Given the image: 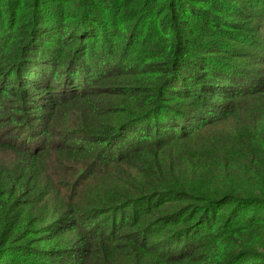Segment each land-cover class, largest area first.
<instances>
[{"label":"trees","instance_id":"trees-1","mask_svg":"<svg viewBox=\"0 0 264 264\" xmlns=\"http://www.w3.org/2000/svg\"><path fill=\"white\" fill-rule=\"evenodd\" d=\"M168 15L175 24L184 23L171 11ZM95 17L100 26L84 24L77 35L44 38L41 45L28 47L0 23V70L4 63L12 66L11 74L0 73V130L11 127L5 138L0 131V150L14 157L12 169L0 167V208H28L9 241L0 239V248L23 242L18 231L27 212L41 208L44 217L35 220L43 222L53 212L48 222L52 229L37 244L24 243L22 252L32 263L45 258L52 259L46 264H226L219 245L222 234L201 223L214 217L216 206L264 203V183L248 187L254 198L262 197L253 199L245 196L247 185L212 186L210 166L223 154L264 168V60L254 65L238 59L255 56L253 40L227 44L230 54H220L214 43L208 51L175 36L166 37L163 46L147 39L141 48L127 44L117 56V34L105 31L116 30L104 27L108 18ZM16 48L21 52L18 62L10 51ZM10 97L13 105L21 101L13 113L5 110ZM24 106L38 112L31 114L37 124L30 123L28 137L25 127L13 126L16 111ZM64 116L82 127L72 134L82 142L50 139L54 127L44 120ZM213 148L217 151L210 153ZM161 149L172 151L174 163L159 161ZM178 160L182 171L177 173L187 182L165 179L163 170L175 168ZM222 166L229 169L227 164L215 169L222 172ZM61 179H67L69 193L75 187L83 194L54 206L46 183ZM162 185L163 191L156 193ZM185 192L204 206L177 210L176 195ZM158 203L164 216L153 222ZM163 222L183 228L173 233Z\"/></svg>","mask_w":264,"mask_h":264},{"label":"rangeland","instance_id":"rangeland-1","mask_svg":"<svg viewBox=\"0 0 264 264\" xmlns=\"http://www.w3.org/2000/svg\"><path fill=\"white\" fill-rule=\"evenodd\" d=\"M33 1L0 0V23L3 22L6 25L4 31H9L12 38L16 39V41L22 42L24 40L27 47L29 44L31 46L41 45L44 38L53 41L63 34L67 36L77 35L83 31L82 26L84 24L93 27H95L94 24L100 26V21L95 17L96 13L103 20L107 18L110 20L104 21V27L110 28L112 25L116 30L105 31L109 35H114L115 32L117 34V38L113 36L116 45L120 49V54H115L117 56L124 54L123 50L127 44L141 48L142 40L147 39L163 46L166 37L175 36L180 40L187 41L189 46V42L195 41L196 44L202 45V48L208 49V51H210L214 43L217 49L215 51L220 54H230L225 52L227 44L245 45L244 39L253 40L251 46L255 56L238 57V59L248 61L254 65L258 64L260 60H264V0H36L35 3L38 2L32 7ZM168 11L175 14L176 18L181 17L180 20H183L184 23L175 24L174 17L169 16ZM171 28H174L175 31L171 32ZM39 33L42 36L39 37ZM229 33L234 36L230 38ZM5 38L6 35L2 37V39ZM51 48L56 49L55 47ZM10 51L15 54L14 61H20L21 57L18 59L19 48L11 49ZM41 55L45 56L44 49L41 50ZM0 73L2 75L3 73L6 75L11 74L12 66L6 63L2 64ZM1 86H4V84ZM5 92H7L6 88ZM11 99L10 97V102L6 103L7 107L5 110L8 113L15 112L14 106L21 105V101L18 105H13L14 100ZM37 113L36 111L28 110L27 106H24L23 109H18L16 111L18 117L14 120L16 122L13 126L17 128L25 127L24 133L28 137L30 123L37 124L32 122L36 120L31 118V114ZM44 121L45 123L48 122V125H52L51 128L54 127L53 134L50 135L53 138L50 139L59 138L60 142H64L67 138H73L78 142L83 141L81 136L72 135L77 131H81L82 127L71 125L68 117L64 116L56 122H53L49 117V119ZM1 128V138L2 136L5 138L6 132L11 127ZM34 128L36 130L43 129L36 126ZM18 133H21L20 130H18ZM206 137H211V135ZM212 151L216 152L217 148H213L211 151L209 149L210 153ZM171 156V150L161 149L157 153L159 161L164 163H174V161L170 160ZM223 157V154L219 155L216 160L211 162L212 172L209 173V180L215 181L212 186L233 185L237 182L241 185H247V195L245 196H253V199L262 200L260 196L254 198L256 195H250V192L253 191L248 187L261 182L264 183V176H258L257 174L258 172H264V168L243 160H232V157L226 159ZM13 159L14 157L9 151L0 150V167L12 169L13 167L9 164ZM218 164H227L229 169L222 166L224 169L220 172L215 169ZM180 166L178 160L175 168L170 170L167 167V169H164L165 179L187 182L183 173H177L182 171ZM224 178L227 180L221 181ZM66 181L67 179H61L55 181L52 185L46 183L48 189L51 190L49 197L54 206H63L64 203L67 205L68 200L71 201L74 197L78 199L83 194L75 187L69 193ZM57 182L59 183L58 185H64L67 190L65 192L60 191L57 188ZM163 187V185L159 186L156 193H161ZM86 192L87 190L84 193ZM238 193L242 192L239 191ZM238 193L236 194L237 197ZM189 195L190 193L186 192L183 195H176L180 199V203L176 204L178 205L177 210L184 211L191 204L204 206L202 203L193 202ZM153 196L150 198L155 201ZM75 202L76 200L71 205L75 204ZM157 205L158 210L163 208L160 203ZM248 205H250V201L246 202L244 206L227 205L225 208L216 206L212 211L214 217L210 221L201 223V225L205 224L206 228L215 227L216 230L213 233H217L219 236L222 234L221 238H219V245L222 252L221 255L227 257L226 264H264V203L255 202L251 207ZM26 209L28 208L25 205L20 204H12L11 211L0 208V239H3L4 242L9 241L14 228L20 226V214L24 213ZM197 210L200 211L198 206ZM162 211L159 210L151 220L155 222L157 218L164 216ZM203 212H205V207H203ZM44 214L45 210L41 208L32 213L27 212V221L18 231L20 236L25 237L22 240L23 242L14 243L15 245L13 244L9 248H0V264H46L52 260L50 259L46 262L44 258L43 261L32 263L24 257L22 252V248L26 244L35 245L37 240H41L44 237L43 235L50 233L48 230H51L52 227L49 226L48 222L51 220L53 212L43 222L35 220V218L42 220ZM59 214L57 213V215ZM241 215H244V219H240ZM163 224L175 229L172 231L173 233H178L183 228L182 224L174 222H163ZM32 231L33 234H30ZM72 236L80 237L78 234H72ZM160 246L165 247L164 242ZM170 249L172 248L170 247ZM54 261H57V259H54Z\"/></svg>","mask_w":264,"mask_h":264}]
</instances>
